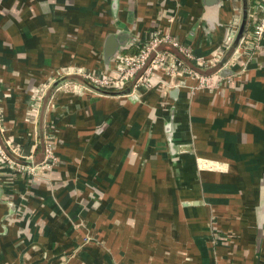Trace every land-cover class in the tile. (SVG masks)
<instances>
[{
	"label": "crops",
	"instance_id": "obj_1",
	"mask_svg": "<svg viewBox=\"0 0 264 264\" xmlns=\"http://www.w3.org/2000/svg\"><path fill=\"white\" fill-rule=\"evenodd\" d=\"M244 5L0 0V137L33 162L53 138L58 157L33 178L0 170V264H264V38L237 60L189 62L220 70L212 88L99 95L55 77L115 72L156 30L211 56Z\"/></svg>",
	"mask_w": 264,
	"mask_h": 264
},
{
	"label": "built area",
	"instance_id": "obj_2",
	"mask_svg": "<svg viewBox=\"0 0 264 264\" xmlns=\"http://www.w3.org/2000/svg\"><path fill=\"white\" fill-rule=\"evenodd\" d=\"M249 17L252 30L247 35L244 33L237 43L231 57L235 60L242 53L252 54L260 48L261 40L264 38V0H259L258 8H255ZM236 31L234 24L227 25L224 39L212 55L201 56L194 54L188 45L182 43L169 31L156 30L146 39L137 42L135 53L118 57L115 72L101 75L85 69L64 66L57 71L55 77L75 75L83 82L66 79L61 87L75 93L88 91L99 95L107 94L108 90H116L118 92L116 95L129 96L138 91L150 89L157 84L163 87L178 86L185 83V79H192L194 84L196 83L194 88H212L215 87V78L218 77L220 70L203 74L190 64L202 68L214 66L231 45L230 42ZM167 46L175 52L168 50ZM184 60L190 64L185 63ZM89 85L103 92L92 89ZM46 86L47 83H42L41 90ZM30 107L32 111H35L34 101L30 102ZM3 119L0 103V132H3L5 128ZM35 143H39L37 139ZM43 154L39 162H33V153H23L11 139L0 137V170H7L6 180L3 179L5 184L12 182L17 175L33 178L39 172L50 170L55 166L58 157L55 153L53 138L44 137Z\"/></svg>",
	"mask_w": 264,
	"mask_h": 264
},
{
	"label": "trees",
	"instance_id": "obj_3",
	"mask_svg": "<svg viewBox=\"0 0 264 264\" xmlns=\"http://www.w3.org/2000/svg\"><path fill=\"white\" fill-rule=\"evenodd\" d=\"M258 3H259V0H245L244 12L246 13V19H247L245 21L246 22L245 25L247 24V26L244 29V33L246 35L252 30V27L250 26V17H249V15L255 11V8H258ZM166 48L168 50H171V51L175 52L174 49L170 48L169 46H167ZM184 61H185V63L189 64L188 61H186V60H184ZM107 94L116 95V94H118V92L116 90H108Z\"/></svg>",
	"mask_w": 264,
	"mask_h": 264
},
{
	"label": "water",
	"instance_id": "obj_4",
	"mask_svg": "<svg viewBox=\"0 0 264 264\" xmlns=\"http://www.w3.org/2000/svg\"><path fill=\"white\" fill-rule=\"evenodd\" d=\"M245 21H246V13L244 12L243 13V17H242V20H241V23H240V26H239V29L238 31L236 32V36H235V39H234V42L237 44L240 40V38L243 36L244 34V29H245ZM236 44L234 45H230L229 48L227 49L226 53H228L229 51H233ZM106 51L108 52V54L112 53L113 52V46L112 45H109V47H106ZM224 57V56H223ZM62 79L66 80V79H75L79 82H83L80 78H78L77 76L75 75H70V76H66V77H63ZM89 87H91L92 89H95L99 92H103L101 90H98L92 86L89 85Z\"/></svg>",
	"mask_w": 264,
	"mask_h": 264
},
{
	"label": "rangeland",
	"instance_id": "obj_5",
	"mask_svg": "<svg viewBox=\"0 0 264 264\" xmlns=\"http://www.w3.org/2000/svg\"><path fill=\"white\" fill-rule=\"evenodd\" d=\"M214 220V219H213ZM211 223L213 222V221H210ZM215 239H218V237L215 235Z\"/></svg>",
	"mask_w": 264,
	"mask_h": 264
}]
</instances>
